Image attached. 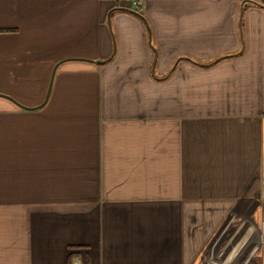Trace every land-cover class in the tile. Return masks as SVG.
Wrapping results in <instances>:
<instances>
[{
	"label": "crops",
	"instance_id": "crops-1",
	"mask_svg": "<svg viewBox=\"0 0 264 264\" xmlns=\"http://www.w3.org/2000/svg\"><path fill=\"white\" fill-rule=\"evenodd\" d=\"M0 94V264H264V0H0Z\"/></svg>",
	"mask_w": 264,
	"mask_h": 264
},
{
	"label": "water",
	"instance_id": "water-1",
	"mask_svg": "<svg viewBox=\"0 0 264 264\" xmlns=\"http://www.w3.org/2000/svg\"><path fill=\"white\" fill-rule=\"evenodd\" d=\"M49 91H50V90H49ZM0 96H2V97H6V98L10 99L11 101L15 102L18 106H20V107H22V108L29 109V108H26V107L21 106L19 103H17L15 100H13L12 98H10V97H8V96H4V95H1V94H0Z\"/></svg>",
	"mask_w": 264,
	"mask_h": 264
}]
</instances>
